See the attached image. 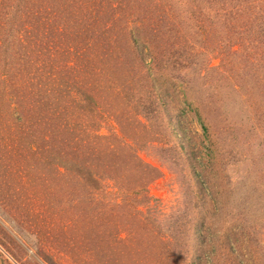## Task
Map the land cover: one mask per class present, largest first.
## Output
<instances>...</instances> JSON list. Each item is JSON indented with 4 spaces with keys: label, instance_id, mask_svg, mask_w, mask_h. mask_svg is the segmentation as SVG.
I'll return each mask as SVG.
<instances>
[{
    "label": "rangeland",
    "instance_id": "374dc122",
    "mask_svg": "<svg viewBox=\"0 0 264 264\" xmlns=\"http://www.w3.org/2000/svg\"><path fill=\"white\" fill-rule=\"evenodd\" d=\"M0 264H264V0H0Z\"/></svg>",
    "mask_w": 264,
    "mask_h": 264
},
{
    "label": "trees",
    "instance_id": "16d2710c",
    "mask_svg": "<svg viewBox=\"0 0 264 264\" xmlns=\"http://www.w3.org/2000/svg\"><path fill=\"white\" fill-rule=\"evenodd\" d=\"M94 138H102V137L96 135ZM78 141H79V140H78ZM70 143H73V142L70 141ZM79 143H80V141H79ZM75 144H77V143H75ZM69 145H70V150L73 151L74 154L82 155V152L79 151V147H77V146H73V144H69ZM80 149H81V147H80ZM86 178H87L88 181H90V182H93V180H94L93 177H92V174L86 176ZM86 183H87V181H86Z\"/></svg>",
    "mask_w": 264,
    "mask_h": 264
}]
</instances>
